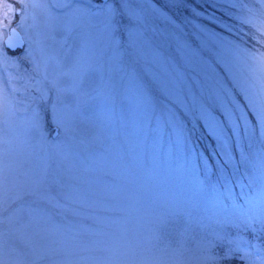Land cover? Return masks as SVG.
<instances>
[{
  "label": "rangeland",
  "instance_id": "1",
  "mask_svg": "<svg viewBox=\"0 0 264 264\" xmlns=\"http://www.w3.org/2000/svg\"><path fill=\"white\" fill-rule=\"evenodd\" d=\"M261 61L264 0H0V262L264 264Z\"/></svg>",
  "mask_w": 264,
  "mask_h": 264
},
{
  "label": "water",
  "instance_id": "2",
  "mask_svg": "<svg viewBox=\"0 0 264 264\" xmlns=\"http://www.w3.org/2000/svg\"><path fill=\"white\" fill-rule=\"evenodd\" d=\"M23 38L18 30L10 28L9 33L5 37V44L10 48H16L23 46Z\"/></svg>",
  "mask_w": 264,
  "mask_h": 264
},
{
  "label": "snow or ice",
  "instance_id": "3",
  "mask_svg": "<svg viewBox=\"0 0 264 264\" xmlns=\"http://www.w3.org/2000/svg\"><path fill=\"white\" fill-rule=\"evenodd\" d=\"M264 67V61H261L258 63V71H260V69ZM6 173V168H0V181H7V175ZM0 264H2V262H0Z\"/></svg>",
  "mask_w": 264,
  "mask_h": 264
},
{
  "label": "trees",
  "instance_id": "4",
  "mask_svg": "<svg viewBox=\"0 0 264 264\" xmlns=\"http://www.w3.org/2000/svg\"><path fill=\"white\" fill-rule=\"evenodd\" d=\"M207 136L209 137L210 141L212 142V138L210 137V135H207Z\"/></svg>",
  "mask_w": 264,
  "mask_h": 264
},
{
  "label": "flooded vegetation",
  "instance_id": "5",
  "mask_svg": "<svg viewBox=\"0 0 264 264\" xmlns=\"http://www.w3.org/2000/svg\"><path fill=\"white\" fill-rule=\"evenodd\" d=\"M10 28H12V27H10ZM10 28H9V31H10ZM9 33V32H8ZM20 33V32H19ZM7 36V35H6ZM24 41V40H23ZM24 43V42H23Z\"/></svg>",
  "mask_w": 264,
  "mask_h": 264
}]
</instances>
